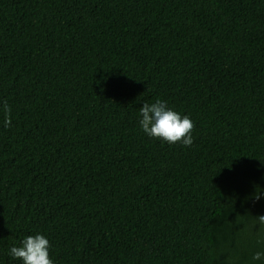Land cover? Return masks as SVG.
<instances>
[{"label":"trees","instance_id":"trees-1","mask_svg":"<svg viewBox=\"0 0 264 264\" xmlns=\"http://www.w3.org/2000/svg\"><path fill=\"white\" fill-rule=\"evenodd\" d=\"M157 98L191 146L139 129ZM259 191L264 0H0V264L36 232L56 264H249Z\"/></svg>","mask_w":264,"mask_h":264},{"label":"clouds","instance_id":"clouds-1","mask_svg":"<svg viewBox=\"0 0 264 264\" xmlns=\"http://www.w3.org/2000/svg\"><path fill=\"white\" fill-rule=\"evenodd\" d=\"M7 111V105L4 106ZM10 121L5 120V126ZM139 129L149 138L158 139L169 145L180 144L189 147L193 144L194 122L187 114H182L170 106L167 100L157 98L151 103H143L138 113ZM264 199V191L254 195V202ZM264 221V215L260 216ZM261 248L255 251L249 264H264V236L258 237ZM51 244L41 232L24 236L19 243H13L8 249V256L19 260L21 264H56L50 256Z\"/></svg>","mask_w":264,"mask_h":264}]
</instances>
